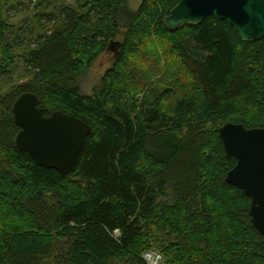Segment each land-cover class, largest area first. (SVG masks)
Wrapping results in <instances>:
<instances>
[{
	"label": "trees",
	"instance_id": "1",
	"mask_svg": "<svg viewBox=\"0 0 264 264\" xmlns=\"http://www.w3.org/2000/svg\"><path fill=\"white\" fill-rule=\"evenodd\" d=\"M19 1L0 0L1 263L145 264L142 253L157 249L170 264H264V235L250 198L225 181L236 159L218 132L225 122L264 127V37L241 41L213 15L170 30L164 18L179 0L136 10L129 0H37L33 25L16 27L8 10ZM111 41V65L84 93ZM155 44L177 61L183 94L146 90ZM19 64L27 80L2 90ZM24 92L45 116L90 126L69 174L16 148L11 106Z\"/></svg>",
	"mask_w": 264,
	"mask_h": 264
},
{
	"label": "water",
	"instance_id": "2",
	"mask_svg": "<svg viewBox=\"0 0 264 264\" xmlns=\"http://www.w3.org/2000/svg\"><path fill=\"white\" fill-rule=\"evenodd\" d=\"M212 15L227 20L241 41L264 37V0H179L164 23L175 30L183 24L198 25ZM119 45V41H111L108 49L115 51ZM11 113L19 128L14 139L16 148L40 165L61 175L69 174L90 134V126L61 111L45 116L32 92L18 95ZM218 132L226 154L236 159L225 181L250 198L251 223L264 235V127L246 128L241 123L225 122Z\"/></svg>",
	"mask_w": 264,
	"mask_h": 264
},
{
	"label": "rangeland",
	"instance_id": "3",
	"mask_svg": "<svg viewBox=\"0 0 264 264\" xmlns=\"http://www.w3.org/2000/svg\"><path fill=\"white\" fill-rule=\"evenodd\" d=\"M21 1V2H20ZM15 2V7H10L8 14L10 16V22L18 27L23 26L24 24L29 27L33 25V20H30L29 17H32L33 7L36 4L37 0H20ZM55 6L58 3H54ZM140 5V0H129L127 6L131 10H136ZM184 31V30H183ZM17 52H20L18 50ZM153 57L146 61L143 66V72L145 79L146 90L149 89H165V88H175L178 91V95L183 94L181 86L186 82V78L181 72L177 61L170 55L166 54L160 45H153ZM155 56V58H154ZM113 57V49L110 48L107 51L101 53L90 65L87 74L81 80V88L84 93H90L92 88L98 84L99 80L103 76L106 69L111 65ZM24 69L21 64L18 65L17 70L12 76V81H3L1 83L2 90L8 89L10 86L15 83H22L27 80L24 76ZM149 88V89H148ZM146 94L145 92H140L137 94V97L140 99ZM168 106V104H165ZM153 253H159L161 255V260L159 264H170L168 258L163 255L157 249H151ZM146 264V263H145Z\"/></svg>",
	"mask_w": 264,
	"mask_h": 264
},
{
	"label": "built area",
	"instance_id": "4",
	"mask_svg": "<svg viewBox=\"0 0 264 264\" xmlns=\"http://www.w3.org/2000/svg\"><path fill=\"white\" fill-rule=\"evenodd\" d=\"M116 231V235H117ZM142 258L146 264H159L161 255L159 253H153L152 251H145L142 253Z\"/></svg>",
	"mask_w": 264,
	"mask_h": 264
}]
</instances>
